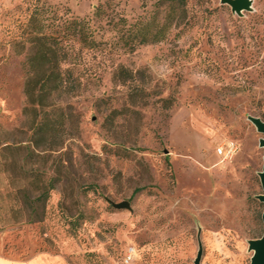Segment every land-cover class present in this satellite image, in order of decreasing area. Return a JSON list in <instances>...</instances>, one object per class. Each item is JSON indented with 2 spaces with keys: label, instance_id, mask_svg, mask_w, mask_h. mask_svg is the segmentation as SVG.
I'll list each match as a JSON object with an SVG mask.
<instances>
[{
  "label": "rangeland",
  "instance_id": "1",
  "mask_svg": "<svg viewBox=\"0 0 264 264\" xmlns=\"http://www.w3.org/2000/svg\"><path fill=\"white\" fill-rule=\"evenodd\" d=\"M251 1L239 15L222 0H0V264H195L199 241L202 264L252 263L264 0ZM57 61L64 90L39 93Z\"/></svg>",
  "mask_w": 264,
  "mask_h": 264
},
{
  "label": "trees",
  "instance_id": "2",
  "mask_svg": "<svg viewBox=\"0 0 264 264\" xmlns=\"http://www.w3.org/2000/svg\"><path fill=\"white\" fill-rule=\"evenodd\" d=\"M46 12H48V10L46 7H44V5L34 4V12L31 17V20H33V23L36 25V27L32 29V36H34L35 43L40 46V52L38 53L37 58H42L44 61L49 59L48 54L50 53V49H48V45L45 41L46 37L45 35L41 34L45 28V25H43L45 19H43V17ZM102 13L103 10L98 8L94 15L98 17ZM71 25L76 35L79 36L82 44L89 48L97 47L99 45V41L95 39V30L92 27L91 20L87 21L75 19L71 22ZM48 70L51 71L49 72ZM67 72H69V70H63L61 64L58 61L54 64V66L48 67L47 71L44 72L45 74L43 79H48V82H50V79L53 78L56 81V86L55 88L51 89L48 88L46 84H43L39 93L46 95L48 93L50 94L54 90H64L67 82L65 79ZM26 92L30 96L35 94L34 84L32 81L27 83Z\"/></svg>",
  "mask_w": 264,
  "mask_h": 264
},
{
  "label": "water",
  "instance_id": "3",
  "mask_svg": "<svg viewBox=\"0 0 264 264\" xmlns=\"http://www.w3.org/2000/svg\"><path fill=\"white\" fill-rule=\"evenodd\" d=\"M222 2L230 5L233 11H235L239 15H241L243 11H249L252 8L251 0H222ZM251 121L254 123V125H256L258 131L264 133V122L261 119L252 117ZM261 146L264 147V139L261 140ZM259 176L264 190V166ZM258 199L262 203H264V194L260 195ZM113 205L117 209L131 210V205L129 201H123L121 203H113ZM262 219L264 223V212L262 215ZM249 245H250V249L254 251L251 264H264V234L259 239L251 240L249 242ZM202 256H203V245L201 241H199V251L195 259V264H202Z\"/></svg>",
  "mask_w": 264,
  "mask_h": 264
},
{
  "label": "built area",
  "instance_id": "4",
  "mask_svg": "<svg viewBox=\"0 0 264 264\" xmlns=\"http://www.w3.org/2000/svg\"><path fill=\"white\" fill-rule=\"evenodd\" d=\"M237 150V146L232 142L221 144L217 148L218 155L223 161L232 159Z\"/></svg>",
  "mask_w": 264,
  "mask_h": 264
}]
</instances>
